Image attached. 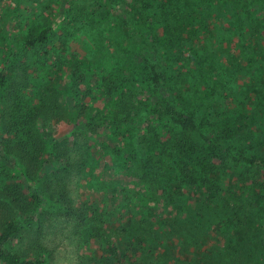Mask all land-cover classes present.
I'll return each instance as SVG.
<instances>
[{
	"label": "trees",
	"instance_id": "obj_1",
	"mask_svg": "<svg viewBox=\"0 0 264 264\" xmlns=\"http://www.w3.org/2000/svg\"><path fill=\"white\" fill-rule=\"evenodd\" d=\"M57 1L0 66V262L55 264L68 228L88 264H264V0Z\"/></svg>",
	"mask_w": 264,
	"mask_h": 264
},
{
	"label": "rangeland",
	"instance_id": "obj_2",
	"mask_svg": "<svg viewBox=\"0 0 264 264\" xmlns=\"http://www.w3.org/2000/svg\"><path fill=\"white\" fill-rule=\"evenodd\" d=\"M31 0H0V66L2 65H9L12 59H8V53L9 51H14L16 52L17 49L13 48L17 46L19 41L22 38V34L25 32V28L21 29L22 25V13H24V8L25 6H28V2ZM58 0L57 2H59ZM48 2V1H47ZM28 4V5H27ZM61 4V1L56 4V10H58L59 5ZM40 21L43 20V18L39 19ZM83 41L80 40L79 43H82ZM89 47L88 42L84 44V47H81V45H78V48L75 47L74 51L77 54H80L82 51L84 52L85 49ZM46 50V48H45ZM50 50L48 49L47 52ZM26 62L24 64H21L19 61L20 59H16V69L20 72L23 70V67H28L32 65L33 63V57L30 56V58H26ZM48 73V71L46 72ZM55 79L58 82V86L55 88V90H64L65 87L60 83V76H55ZM55 81V80H54ZM100 81V79H99ZM99 81H96L95 79L93 80L94 85H99ZM68 104H71L70 101ZM82 127H85V125L80 124V122L76 120H72L71 122H59V123H48L45 127V132L52 133L53 139L52 140H62V139H67L71 138L74 135L76 136V133L78 130H80ZM87 141L85 144L82 145L81 151H80V156L82 159H86V152H87ZM119 145V144H118ZM53 160V159H52ZM0 162L2 163L3 167L9 170L15 165L14 160L5 152H3V149L0 148ZM52 165H45L44 172H51L53 169H56L57 167H63V164H56L55 161L53 160ZM19 169V168H18ZM20 170V169H19ZM20 180H19V186L21 184L23 186L28 183V180H25L24 176L22 174L19 175ZM32 186V189L35 192L39 191V184L38 183H30ZM69 188L72 191L73 198L75 200L73 209L77 210V214H80V210L82 207L85 206V202L82 201L80 198V195L77 193H73V190L75 189L74 185H70ZM90 191H92L90 189ZM83 193V192H81ZM83 202V205H82ZM81 206V207H80ZM80 211V212H78ZM60 212V211H59ZM60 213L63 214L61 211ZM75 213L71 212L70 215L73 216ZM5 218V217H4ZM0 218V219H4ZM68 226H71V223L68 224ZM59 228V227H58ZM59 229L54 230V235L51 238V241L49 242V239L44 243L46 246L49 245V249L51 251L49 252H55L53 256V260L55 264H88L91 260L95 259L96 257H103L105 258V255H103V252L101 250V241L98 237L94 238L91 242V250L88 251H81L80 257H76V253L74 252V247L69 241V236H65V234H68V228L64 229V231H59ZM32 245V244H31ZM36 254H43L42 251L40 250H33ZM32 251V252H33ZM85 252V254H84ZM92 252H94L92 254ZM107 260V258H105ZM0 264H2L0 262Z\"/></svg>",
	"mask_w": 264,
	"mask_h": 264
}]
</instances>
